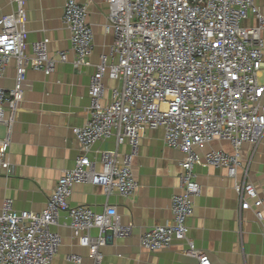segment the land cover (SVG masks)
Listing matches in <instances>:
<instances>
[{
	"label": "built area",
	"instance_id": "obj_1",
	"mask_svg": "<svg viewBox=\"0 0 264 264\" xmlns=\"http://www.w3.org/2000/svg\"><path fill=\"white\" fill-rule=\"evenodd\" d=\"M27 0H14L15 11L0 18V79L12 60L16 64L15 86L0 88V126L6 136L0 152V171L10 174L4 153L13 126L11 112L22 94L21 84L28 70L49 76L55 60L47 52L48 41L31 44L26 50L24 6ZM256 0H100L108 7L105 34H112L108 55L102 54L88 86L89 121L75 130L82 155L56 182L44 210L16 213L11 199L0 210V264H52L61 245L51 232L59 216L69 220L72 237L88 250L91 264H102L101 248L111 239H125L133 225L123 224L112 206L101 213L87 206L71 207L69 199L77 184L102 188L105 196H132L137 183L132 162L137 156L143 128H161L165 146L179 151L183 160L178 175L181 194L171 199L172 223L141 234L139 244L148 252L169 249L184 242L187 258L197 264H212L188 236L187 220L193 213L200 186L194 180V166L200 162L222 168L233 181L240 211L261 207L254 188L237 180L239 150L256 145L264 135V17ZM86 5L67 0L62 24L70 34L71 65L77 71L88 65L93 33L86 21ZM253 18L255 25L243 26ZM59 62L66 55L57 54ZM117 83L110 104L101 105L104 77ZM114 139L116 149L127 145L123 155L103 152L98 165L88 154L99 141ZM227 143L233 154L209 149L197 152L211 142ZM264 235V216L256 212ZM93 230L97 236H91ZM67 262L82 264L70 255Z\"/></svg>",
	"mask_w": 264,
	"mask_h": 264
},
{
	"label": "crops",
	"instance_id": "obj_2",
	"mask_svg": "<svg viewBox=\"0 0 264 264\" xmlns=\"http://www.w3.org/2000/svg\"><path fill=\"white\" fill-rule=\"evenodd\" d=\"M14 0H0V18L15 11ZM67 0H27L24 6L27 32L26 56L31 55V44L48 41L47 52L56 64L46 76L28 70L21 84L22 94L11 112L13 126L4 158L10 174L0 171V210L4 199H11L16 213H40L53 193L58 179L74 166L76 157L83 154L74 132L89 121L88 86L102 54L108 55L113 42L112 34H105L104 25L108 7L100 0H75L86 5L87 23L93 33L92 50L86 62L77 71L71 65L70 34L62 24L63 6ZM255 5L264 17V0ZM255 25V20L243 26ZM66 55V62H59L57 54ZM16 64L5 67L0 88L11 90L15 86ZM105 91L101 105L110 104L111 90L117 83L103 80ZM6 136V127L0 126V152ZM161 128H143L137 156L132 162V173L137 183L135 193L123 198L117 194L105 196L102 188L91 184H77L69 199L71 207L87 206L95 213L112 206L123 224H132V234L125 239H111L101 248L102 264H197L195 259L184 256V242H175L169 249L148 252L141 248V234L151 228L172 223L171 199L181 194L178 175L179 162L184 156L168 148L163 142ZM233 154L225 142L213 141L197 149L203 155L209 149ZM107 152L123 155L127 145L116 149L114 139L97 142L88 157L99 166L100 154ZM240 168L237 180L254 188L261 207H253V200L246 199L250 207L240 211L233 181L222 168H213L200 162L194 166V180L200 186L195 198L193 213L187 220L188 236L194 246L204 252L212 264H264V235L256 212L264 216V135L258 144H244L239 150ZM51 232L59 235L61 245L52 264H72L66 257L78 256L82 264H91L89 252L78 246L69 229L65 214L59 216ZM91 236H97L93 230Z\"/></svg>",
	"mask_w": 264,
	"mask_h": 264
}]
</instances>
